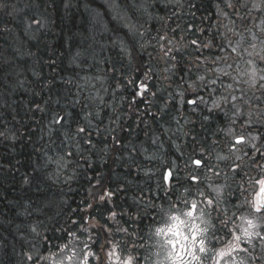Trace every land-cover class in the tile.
<instances>
[{
	"label": "trees",
	"instance_id": "16d2710c",
	"mask_svg": "<svg viewBox=\"0 0 264 264\" xmlns=\"http://www.w3.org/2000/svg\"><path fill=\"white\" fill-rule=\"evenodd\" d=\"M6 2L23 11L15 21L7 15L8 9L0 11V29L15 24L11 32L0 30V131L7 134L6 137L0 136V264H18L23 252H30L33 243L37 242L42 255L47 256L48 249L58 253L62 245H69L72 236L69 233L72 231L78 236H90L93 247L97 246L98 225L87 227L83 223L87 216L97 221L96 208L89 209L96 205L91 197L96 196L97 185H89L86 193L76 192L72 204L66 178L71 170L77 173L98 172L96 160L86 162L81 158L102 154V136L112 131L100 128L104 119L107 118L105 126L113 128L119 127L121 122L125 124V118L129 119L132 139L136 141L145 142L146 132H150L153 139V133L161 137L152 144L153 159L149 163L153 213L161 203H182L185 197L182 189L194 188V184L190 185L184 176L191 173L188 169L192 160L203 157L207 163L211 158L210 152L220 151L216 155L220 156L229 149L225 141H231L233 134H240L242 121L233 124L231 115L225 116L223 111L207 112V107L211 106L210 95L213 94L209 93L207 98L206 91L203 92V97L205 95L209 102L207 105L197 101L190 106L187 101L196 100L197 91L193 93L182 82V78L194 79L199 68L212 69L218 56L224 52L214 46L197 49L192 44L193 40L202 45L223 43L227 49L232 34L229 29L233 25L217 9L219 0H147L149 12L141 10L136 13L142 23L146 21L145 48L137 45L131 59L112 42L113 39L127 42L129 36L121 22L112 19L115 14L108 12L106 0ZM34 15L40 19L42 27L34 25L39 30H29L25 34L27 18ZM258 21L245 17L243 21L237 20L235 28L244 23L245 32H242L246 34L247 29L253 28ZM157 33L166 36L165 43L171 40L179 49L175 52V61L162 58V54L157 55L158 46L154 48L155 41L150 39ZM198 57L203 59V64L198 62ZM172 64L176 67L165 72V68ZM188 69H191V77L187 75ZM99 74L107 84L108 97L99 107H91L94 113L97 110L102 113L100 120L93 123L91 138L95 148L85 151L88 146L77 145L78 138L68 143L65 141L75 131L77 123L87 126L86 114L90 109L82 107L91 100L87 79L92 77L96 80ZM7 85L12 88H7ZM142 85L146 86V91L141 95L138 93ZM77 92L81 93V104L72 107ZM255 95L260 96L261 92H255ZM37 105L42 111L37 109ZM114 106L117 108L113 109ZM161 107L168 109L167 116L159 112ZM126 109L134 111L130 113ZM65 111H71L73 116L63 128L51 122L54 115ZM112 113H116L115 116L121 113L125 118L116 121ZM204 116H210V119L204 120ZM161 117L167 121L163 127L170 126L167 133H163L161 128ZM141 120L146 123L141 124ZM97 125L99 133L95 131ZM229 127L233 132L226 135ZM69 151L75 153L71 166L67 165ZM61 157L63 163L60 165ZM230 158L235 161V157ZM235 162L241 163L246 172L243 160ZM126 165L132 166L130 163ZM135 165L134 172H137L139 163ZM167 168L174 169V177H179V182H171L169 187L163 181ZM175 170L178 171L176 174ZM26 177L28 183H25ZM91 181L98 180L93 178ZM142 182L138 189H144L146 179ZM204 184L205 181L202 186ZM172 188L176 191H171ZM237 190L235 195H247L245 185H240ZM146 195L145 192L137 195L138 205L144 203L140 200ZM82 201L85 207L80 206ZM236 206L240 208L241 205ZM72 219L81 222L72 223ZM31 227H37L39 237L31 232ZM20 236L24 238L20 239ZM41 264L45 262L41 261Z\"/></svg>",
	"mask_w": 264,
	"mask_h": 264
},
{
	"label": "snow or ice",
	"instance_id": "6c2138e0",
	"mask_svg": "<svg viewBox=\"0 0 264 264\" xmlns=\"http://www.w3.org/2000/svg\"><path fill=\"white\" fill-rule=\"evenodd\" d=\"M28 6L26 5L25 7ZM106 6L108 12L115 14L112 19L121 22L122 26L127 29L129 36L127 42H118L115 39L112 42L120 48L121 53H125L131 59L133 52L137 49V45L141 49L145 48L144 40L147 29L144 28V23L146 21L142 23L141 17H137L136 13L141 10L144 13H148L149 4L147 0H106ZM65 7H68V5H65ZM216 7L220 9V14L232 23L233 28L229 29V31H234L236 35L240 36V39L236 41L234 46L229 40L227 49H225L223 43L218 45H202L197 40H193L192 44L197 49L214 46L221 50H227L229 54L239 57L240 61L248 67L241 72L240 64H236L234 71H236L237 75H233L229 71V69H233L232 64H226L224 67L217 66L214 69L216 75L211 79L206 80L205 75L197 73L194 79L183 80L182 78V82L187 88L197 91V99L206 105L209 102L204 101L203 92L208 91L213 94L210 95L211 106L207 107L208 113L211 114L219 110L223 111L225 116H228L229 112H231L233 124L237 123L240 117L246 115V119L243 120V126L249 130H253L255 134L248 136L233 134L230 148L233 152H239L241 151V147L238 146H243V156H236L235 161H242L243 157H247L251 161L250 167L251 165H257L264 172V38L258 36L252 28H248L247 32L249 36L247 37V44L245 46V35L235 28L237 20L243 21L245 17H248L250 20H259V23L255 27L261 33H264V0H219ZM4 9L9 10L7 15L13 21L23 11V9H18L16 5L10 4L6 0H0V11ZM228 9L232 11L229 12L227 11ZM242 9L243 11H241ZM253 13L257 15L253 16ZM27 19L30 22L27 23L25 34L29 30L38 31L39 27H33L34 25L42 27L40 19L36 18L35 15ZM0 30L11 32V29L6 26ZM150 39L155 41L154 48L158 46L159 51L157 55L162 54V58L166 57L167 60H176L175 52L179 51V49L175 48L171 40L165 43V35L157 33L156 36L150 37ZM137 54L139 55L140 53ZM151 55L149 53L150 57ZM215 55L218 56L219 54L216 53ZM245 57H248V59H245ZM254 57H259L261 65L256 63L255 59H253ZM198 62L203 64L204 61L198 57ZM140 66H142V62ZM175 67L176 64H172L171 67L165 68V72H171ZM187 75L191 77V69H188ZM197 81L200 83L197 84ZM241 84L247 85V89L239 87ZM248 90L260 91L261 95L256 96L255 91L249 95ZM143 91H146V86L144 85L141 86V92L138 94L142 95ZM80 95V92L75 94L72 107L81 104ZM179 95H183V93H179ZM257 101L259 103H254ZM103 103L105 102L101 99L100 104ZM187 103L196 104L197 100L190 99ZM82 107L90 109L86 114L87 126L77 123L75 131L70 136H67L65 143L70 142L73 138H78L76 139V144L87 145L88 147L84 149L87 151L95 148V142L91 138L93 136L91 118L95 117L98 119L100 113L98 110L94 113L91 110V105L87 103L83 104ZM37 109L42 111L39 105H37ZM159 112L163 113L164 116L168 115L166 107H161ZM71 116V111H65L63 114L57 113L52 117L51 122L63 128L69 123ZM209 119L210 116H204V120ZM140 123L145 124L146 121L141 120ZM164 123H167V121H164L163 117H161V128L163 133H167L170 131V126L164 128ZM176 123L179 124L180 121L177 120ZM130 128V125L127 126V129L120 127V131L130 130ZM95 131L96 133L100 132L98 125ZM178 131H182V129H178ZM232 132L233 130L229 127L225 134L227 135ZM115 133L116 129H113L108 137L104 139L106 147L108 141H111V155L114 157V162L119 160L123 152L127 150V145L123 142V138ZM6 135L5 132L0 131V136L6 137ZM153 136H155L154 139L152 137H149V139H151L152 144H156L157 140L161 137L156 136L155 133H153ZM67 155L73 156L75 153L69 151ZM218 158L227 159V157ZM62 160L63 157L60 158V161ZM235 161L230 165L232 179L237 177L243 179L242 173H244V168L241 163H236ZM193 163L197 168L208 167L203 157L196 158ZM216 174L219 175V172ZM164 179L172 183L179 182V177H174L171 171L167 173ZM189 182L190 185H200L199 175H191ZM25 183H28L27 177L25 178ZM255 184L257 188L252 199L246 201L248 207L251 209L248 215L237 217L233 213L229 216L228 210L225 207L223 215L218 216L216 221L206 220V214L203 209H200L199 215H197L200 202L192 199L190 204H188V200L185 198V203L188 204V207L187 210L183 211L182 216L169 215L171 223L167 224L166 227L156 229L155 235L163 237L162 242L158 241L160 251H157L156 256L159 258L161 253H163V258L157 259L155 264H264V176L257 179ZM171 191L175 192L176 189L172 188ZM212 191L215 192V197L204 199V203L212 208V212H218L219 206L224 203L223 191L220 188H213ZM185 192H188L187 188H185ZM188 195L191 196V193L188 192ZM199 196L203 198L205 197V193L199 192ZM115 215L116 213L113 212L112 216L115 217ZM207 215L210 217L211 213ZM237 219L239 220L238 224L235 223ZM217 222L220 225L219 227L217 226ZM30 230L36 237L40 236L37 227H31ZM17 231L19 232V226L17 227ZM69 234L73 237L75 236L74 231ZM19 238L23 239L24 237L20 236ZM13 252L15 253V247H13ZM48 252L47 256L42 255L40 244L38 242L33 243L32 250L30 252H23V256L18 261V264H41V261H44L45 264H88V256L94 255V253L88 252L81 259L78 257L76 249L70 248L68 244L61 246L60 253L62 254L53 253L51 249H48ZM113 254V252L108 253L110 258ZM119 259V256H117V264H119ZM134 259L133 256H129L123 261V264H133Z\"/></svg>",
	"mask_w": 264,
	"mask_h": 264
},
{
	"label": "flooded vegetation",
	"instance_id": "af4514ba",
	"mask_svg": "<svg viewBox=\"0 0 264 264\" xmlns=\"http://www.w3.org/2000/svg\"><path fill=\"white\" fill-rule=\"evenodd\" d=\"M126 112L132 113V109H126ZM219 111V110H218ZM147 112V110H146ZM149 113H152L149 111ZM231 115V112H229ZM228 115V116H229ZM129 119H124L125 124L119 123L114 128L116 129V135L123 138V142L127 145V150L123 152V155L119 160L114 162V157L111 155V141H108L107 147L104 144V140L100 146L102 150L101 155L97 156H85L81 158L86 162L91 160H96L98 164V172H73L72 170L67 174L66 185L70 196L72 198L71 203L73 204L74 194L78 191L81 193H86L88 191V186L97 185L96 196H92V201H96L95 206H90L89 209L97 210V221H92L91 216H87V219L83 221L87 227L92 224H97L98 230V244L95 250L89 249L94 255L88 256V264H117L116 257L119 256V264H123V261L129 256H133V264H150L154 256H156L157 251H160L158 243L154 241V233L157 228L166 227L167 224L171 223L169 220V214L182 216L183 211L187 210L188 204L192 199L199 201V208L197 210V215H199V210L203 209L205 212V219L210 221H216L217 217L223 215L224 208L228 210L229 216L233 213L236 216L247 215L249 213V207L246 203L247 200H251V196H244L245 201H243L240 208L234 205V196L237 188L240 185H245L249 188H257L255 181L262 176L264 172L260 170L257 165H251L247 157H243V166L247 171L242 173L243 179L239 177L232 179V172L230 165L233 164L234 160L231 157L243 156V146L241 151L233 152L230 148L231 141H225V145H229V149L226 150L227 161L220 168L221 172L225 170L222 176L217 175L221 178L220 186L224 189V203L219 206L218 212H212V208L204 203L206 198H214L215 195L210 191V185H216L212 182V176L214 168L216 165L210 163L209 158L207 160L208 167L197 168L196 165L191 162V168L189 172L185 173V178L189 179L191 175H199L201 184L195 185L193 189H188L185 192V188L182 189L184 195L187 193V197L183 198L182 203L178 204H159L153 213V205L151 200V190H152V171L149 167V163L153 159V147L152 142L149 137H152L150 132H146V141H136L132 139V125L128 121ZM131 126L130 130L120 131V127L127 129V126ZM254 133L253 130H249L246 127L240 132V135L248 136ZM225 146V147H226ZM133 149H135L133 151ZM220 152V151H219ZM214 153V156L219 153ZM212 153V152H210ZM126 163L132 164V166H127ZM139 163V171H136L137 166L134 164ZM150 168V171H149ZM178 171L175 170V174ZM174 174V172H173ZM96 178L98 181L94 182L91 179ZM146 179L144 183V189H138L139 185L143 184V179ZM91 181V182H90ZM164 181V178H163ZM205 181L204 186L202 182ZM165 182V181H164ZM167 187L171 185L165 183ZM223 191V190H222ZM145 192L147 195L145 198L141 199L144 203L137 204V195H141ZM199 192H204L205 197H200ZM185 198L188 200V204L185 203ZM239 200V199H238ZM81 207H85V203L80 202ZM236 208V209H235ZM235 209V210H234ZM115 212V217L112 213ZM211 213L209 217L207 214ZM72 223L81 222L79 220H71ZM235 223H239L237 219ZM74 224V225H76ZM219 227V223L217 222ZM187 231V229H185ZM97 232V230H96ZM77 237L78 235L75 234ZM156 237V235H155ZM73 238V236H71ZM163 238V237H162ZM113 252V256L110 258L108 253ZM87 254V253H86ZM163 254V253H161Z\"/></svg>",
	"mask_w": 264,
	"mask_h": 264
},
{
	"label": "rangeland",
	"instance_id": "374dc122",
	"mask_svg": "<svg viewBox=\"0 0 264 264\" xmlns=\"http://www.w3.org/2000/svg\"><path fill=\"white\" fill-rule=\"evenodd\" d=\"M253 14L256 15V13H253ZM258 23H259V21L254 24V26H253L252 29L254 31H256V33H257L258 36H260L261 38H264V33H261L255 27L256 24H258ZM244 28H245V24L244 23H240L239 25H237V28L236 29H238L241 33L244 34V32H245V29ZM242 31H244V32H242ZM244 35L246 37V41H245V46H246V44H247V37L249 36V34L246 31V34H244ZM239 39H240V36L236 35L235 32L232 31V34L229 36L228 41L230 40L232 42V45L234 46L235 43H236V41L239 40ZM218 57H219L218 60H216L215 62L213 61L214 62V67L212 69H207V68H204V67L203 68H199L198 70L195 71V75L194 76L196 77V74L197 73H200L201 74V72H204L205 73V71H209V72L205 73V77H206V80L207 79H211V78H213L216 75L214 69L217 66L224 67L226 64H232L233 65V69H229V71L232 72L233 75H237L236 71H234L236 64H240L241 72L245 68L248 67L247 65L243 64L240 61V58L239 57L235 56L234 54H229V52L227 50H224V52L222 53V55L221 56H218ZM245 59H248V57H245ZM253 59H255V61H256V63L258 65H261V61L259 60V57H254ZM212 65H213V63H212ZM224 79H226V78H224ZM87 81L89 82L88 89L90 90V92H92V94L90 95L91 96V100L89 102V105H91V107H94L96 105L97 106L98 105L100 106L101 105L100 104V100L102 99L105 102L106 99H107V97H108V87H107V84L102 80L101 74L98 75V77L96 78V80H94L92 77H89L87 79ZM229 82H231V81L229 80ZM199 83L200 82L197 81V84H199ZM239 87L244 88V89H247V85H245V84H241V85H239ZM253 91H255V90H248V94L251 95ZM86 92H88V91H86ZM192 92L195 93L196 91H194L192 89ZM255 92H259V91H255ZM206 94H207V98H208L209 92L206 91ZM196 100L199 101L198 99H196ZM204 101H206L205 95H204ZM199 102L200 103H203L201 101H199ZM203 104L205 105V103H203ZM115 108H117V107L114 106L113 109H115ZM108 110H110V107L108 108ZM99 113L101 114L102 112H100V110H99ZM112 114H114V116H115L116 113H112ZM114 116H113V118H115L116 121H123V119L125 118V115H122L121 113H118L115 117ZM106 119L103 120L102 125L100 126V128L103 129V130H105V129L106 130L107 129H109V130L115 129V128L111 127V126H105L106 125L105 124L106 123ZM244 119H246V115L243 116V117H240L237 121H242V123H243V120ZM99 120H100V115H99V118L98 119L95 118V117H93V119H92V127L94 125L93 123L94 122L97 123ZM238 125L241 127V124H238ZM243 127L241 128V130L243 129ZM102 137H104V139H105L106 137H108V135L106 134V135H104ZM103 140H102V142H103ZM210 157H211L210 163L216 165V168H214V172H213V176H212V180L214 181V183H216V185H210L209 188H210V191L215 195V192H213L212 189L213 188H220L221 189V186H220L221 178L218 177L216 175V173H217V171H219V168L224 163H226V161H227V159H219L218 157H227V154H226V152H224L220 156L215 157L214 154L211 153L210 154ZM72 160H75V159H74V157L70 156V161H68V164H67L68 166H71L72 165V163H73ZM62 163H63V161L61 163H59V164L61 165ZM54 164L56 166H58L55 162H54ZM172 171L174 172V169H172ZM224 173H225V170L219 172V176H222V174H224ZM222 190H223V195H224V189H222ZM184 195H185V197H187V193H185ZM247 195H248V193H247ZM171 214H172V212L169 215H171ZM85 234H86V232H85ZM162 240H163L162 237H157V236L155 237V233H154V241L156 243H158V241L159 242H162ZM70 241H71V243H69V247L70 248H75L76 251H77L78 257L81 258V259L86 255V253L90 252L89 249L91 247H92L91 250H95V248H96V247L95 248L93 247L94 242L92 241V239L90 238V236H88V237L87 236L86 237H82V236H77L76 237V236H74L73 238H71L69 240V242ZM57 254H62V253L58 252ZM162 258H163V254H161V256L159 258L157 256H154L152 258V260H151L152 263H150V264H155V262L157 261V259H162Z\"/></svg>",
	"mask_w": 264,
	"mask_h": 264
},
{
	"label": "bare ground",
	"instance_id": "6f19581e",
	"mask_svg": "<svg viewBox=\"0 0 264 264\" xmlns=\"http://www.w3.org/2000/svg\"><path fill=\"white\" fill-rule=\"evenodd\" d=\"M29 22H30V21H29ZM26 23H28V22H26ZM14 25H15V24L11 23V24L9 25V27H7V28H9V29L14 28ZM16 35H17V37H20L18 33H17ZM18 42H20V41H18ZM6 87H7V88H12L11 85H7Z\"/></svg>",
	"mask_w": 264,
	"mask_h": 264
},
{
	"label": "water",
	"instance_id": "95a60500",
	"mask_svg": "<svg viewBox=\"0 0 264 264\" xmlns=\"http://www.w3.org/2000/svg\"><path fill=\"white\" fill-rule=\"evenodd\" d=\"M169 171H167V173H168ZM167 173H166V175H167ZM168 182V181H167Z\"/></svg>",
	"mask_w": 264,
	"mask_h": 264
}]
</instances>
